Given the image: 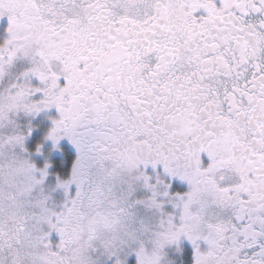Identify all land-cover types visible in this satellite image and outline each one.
Segmentation results:
<instances>
[{"label": "snow or ice", "instance_id": "1", "mask_svg": "<svg viewBox=\"0 0 264 264\" xmlns=\"http://www.w3.org/2000/svg\"><path fill=\"white\" fill-rule=\"evenodd\" d=\"M5 17L0 264H264V0Z\"/></svg>", "mask_w": 264, "mask_h": 264}, {"label": "flooded vegetation", "instance_id": "2", "mask_svg": "<svg viewBox=\"0 0 264 264\" xmlns=\"http://www.w3.org/2000/svg\"><path fill=\"white\" fill-rule=\"evenodd\" d=\"M6 26H7V18L5 17V18L0 19V38H3L5 34L4 29L6 28Z\"/></svg>", "mask_w": 264, "mask_h": 264}]
</instances>
